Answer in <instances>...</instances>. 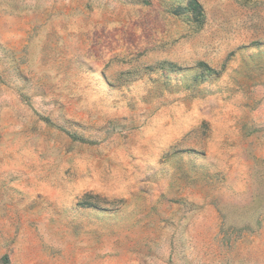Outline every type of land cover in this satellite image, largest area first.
<instances>
[{
	"label": "rangeland",
	"instance_id": "1",
	"mask_svg": "<svg viewBox=\"0 0 264 264\" xmlns=\"http://www.w3.org/2000/svg\"><path fill=\"white\" fill-rule=\"evenodd\" d=\"M0 0V264H264V0Z\"/></svg>",
	"mask_w": 264,
	"mask_h": 264
},
{
	"label": "trees",
	"instance_id": "2",
	"mask_svg": "<svg viewBox=\"0 0 264 264\" xmlns=\"http://www.w3.org/2000/svg\"><path fill=\"white\" fill-rule=\"evenodd\" d=\"M190 6L195 7V8H190L192 9L193 12L201 13L202 9L197 0H190Z\"/></svg>",
	"mask_w": 264,
	"mask_h": 264
}]
</instances>
